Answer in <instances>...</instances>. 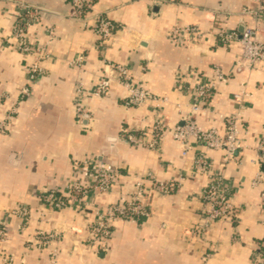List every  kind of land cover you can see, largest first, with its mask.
<instances>
[{"label":"crops","instance_id":"0c3cea01","mask_svg":"<svg viewBox=\"0 0 264 264\" xmlns=\"http://www.w3.org/2000/svg\"><path fill=\"white\" fill-rule=\"evenodd\" d=\"M21 2L45 10L44 21L31 28L32 38L45 43V25H49L55 29V39L49 46L51 58L43 63L44 76L33 85L32 96L19 104L9 131L0 134V224L10 230L6 249L14 254L15 264L50 263L47 249L27 248L28 240L39 231L63 235L49 247L57 249L58 264H255L252 255L264 243V213L259 207L260 191L250 181L258 169L255 147L264 133V63L252 71L238 69L235 63L241 46L219 45L215 37L223 28L241 32L251 20L244 9H255L257 4L251 0H100L95 11L117 25L100 48L94 32L69 17L71 0H0V121L20 100L27 83L25 59L12 39ZM186 25L198 26L202 38L184 42L170 38L172 27ZM259 25L264 38V17ZM80 57V66L69 64ZM108 62L129 67L136 83L167 96L163 112L169 124L180 120L176 103L187 109V87L206 81L214 66L229 75V81L218 86L209 106L196 119L204 129L222 133L223 116L242 113L243 148L223 169L237 187L235 222H215L204 237L192 233L202 223L200 196L209 183L206 175L194 170V156L204 152L218 168L224 152L193 145L184 158L170 134L157 150L123 141V128H147L154 111L152 104L123 106L125 90L117 83L103 97L90 94ZM79 86L84 92L80 101L93 117L88 131H82L75 120ZM243 91L247 95L239 103L235 96ZM101 153L119 169L120 177L115 191L98 202L113 201L118 193L132 189L136 176L148 172L158 180L174 181L178 188L171 195H161L147 182L146 200L152 216L139 223L116 222L108 251L97 253L82 235L85 225L94 220L93 212L81 213L72 207L43 210L39 193L54 189L65 195L70 181L85 182L82 162ZM21 206L31 210L24 231L18 229L23 219L11 214ZM0 264H4L1 253Z\"/></svg>","mask_w":264,"mask_h":264},{"label":"built area","instance_id":"2783aa9c","mask_svg":"<svg viewBox=\"0 0 264 264\" xmlns=\"http://www.w3.org/2000/svg\"><path fill=\"white\" fill-rule=\"evenodd\" d=\"M100 0H71V11L69 17L79 22L82 27L90 29L98 37V46L103 48L117 30V25L108 16L95 11V6ZM257 4L255 9L246 7L244 13L249 15L250 22L243 26L241 32L223 28L216 33V42L219 45L229 46L239 44L242 48L241 55L236 61V67L240 70L252 71L264 63V38L260 34V21L264 17V0H251ZM45 10L39 6L21 2L18 3V12L15 18L12 39L15 49L25 59V70L27 83L20 91V100L14 104L4 119L0 121V134H6L9 121L18 113L19 104L32 96V87L45 74L43 63L51 58L49 46L55 39V29L45 25L48 40L41 44L35 41L31 35L33 25L44 21ZM170 38L178 41H198L204 33L196 25L174 26L169 32ZM83 57L72 60L69 64L80 66ZM107 69L100 78L97 85L90 91L94 97L105 96L111 85L117 83L124 90L122 104L127 108L142 107L152 104L154 119L147 128L136 130L122 129V140L131 146H142L148 150L159 149L165 135L170 134L178 143L182 157H187L193 149V145L201 146L207 150H221L224 152L223 162L216 168L204 152L194 156V170L209 178V183L201 193L203 203L201 209L202 223L192 233L205 236L213 223L218 221L235 222L237 208L233 203L236 186L225 176L223 169L226 164L235 160L237 153L243 148L244 123L240 111L223 116L225 123L224 132L215 128L204 129L196 119V115L209 106V103L222 83H227L229 75L219 66L213 67V75L206 81L200 80L193 86L186 88L190 94L187 109L183 110V104L176 103L181 114L178 123L169 124L164 114V106L169 102L167 96L157 95L142 84L136 83L130 74V68L117 64L106 63ZM79 98L75 103L76 124L82 131L91 129L93 117L91 111L82 104L80 99L84 94L82 86L77 89ZM245 91L236 95L235 99L241 103ZM256 164L258 166L254 178L250 181L253 188L259 189V207L264 213V133L260 136L255 147ZM104 153L85 160L80 169L85 177V182L72 180L66 186V194L58 191L43 190L39 193L42 200L43 210L60 211L72 207L78 212L84 213L91 210L94 220L85 225L83 239L87 246L96 248L97 253L107 252L112 240L115 223L128 221L139 223L152 216V211L147 203L146 183L161 195H171L178 184L171 180H158L151 172L136 176L131 190L118 193L116 199L111 202L101 203L98 198L109 195L115 191L120 171L112 163L104 159ZM23 219L18 229L24 231L31 218V210L21 206L11 212ZM264 224V219L262 221ZM63 235L59 233L37 232L32 239L28 240V249L48 250L49 264H58L57 249H50L54 241L62 240ZM236 239V237L234 238ZM10 240V230L5 223L0 224V253L4 264H15L14 254L6 249ZM210 253L203 257L206 260ZM255 264H264V243L259 246L252 255Z\"/></svg>","mask_w":264,"mask_h":264},{"label":"trees","instance_id":"16d2710c","mask_svg":"<svg viewBox=\"0 0 264 264\" xmlns=\"http://www.w3.org/2000/svg\"><path fill=\"white\" fill-rule=\"evenodd\" d=\"M261 245H262V243L259 246H261Z\"/></svg>","mask_w":264,"mask_h":264}]
</instances>
